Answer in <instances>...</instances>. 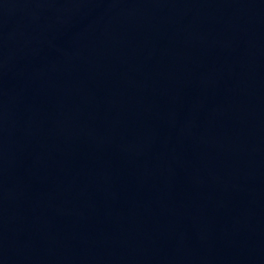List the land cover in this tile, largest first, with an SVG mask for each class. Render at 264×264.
Instances as JSON below:
<instances>
[{"label":"water","instance_id":"obj_1","mask_svg":"<svg viewBox=\"0 0 264 264\" xmlns=\"http://www.w3.org/2000/svg\"><path fill=\"white\" fill-rule=\"evenodd\" d=\"M0 264H264V0H0Z\"/></svg>","mask_w":264,"mask_h":264}]
</instances>
